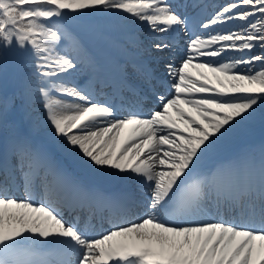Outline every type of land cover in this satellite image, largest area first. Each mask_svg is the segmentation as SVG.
<instances>
[{
  "label": "snow or ice",
  "instance_id": "snow-or-ice-1",
  "mask_svg": "<svg viewBox=\"0 0 264 264\" xmlns=\"http://www.w3.org/2000/svg\"><path fill=\"white\" fill-rule=\"evenodd\" d=\"M190 7L202 5L0 0V264H264V144L258 158L213 159L264 123V0H227L207 18ZM88 16L128 34L114 79L77 30Z\"/></svg>",
  "mask_w": 264,
  "mask_h": 264
},
{
  "label": "rangeland",
  "instance_id": "rangeland-1",
  "mask_svg": "<svg viewBox=\"0 0 264 264\" xmlns=\"http://www.w3.org/2000/svg\"><path fill=\"white\" fill-rule=\"evenodd\" d=\"M199 1L200 2L198 4L202 5V7L195 8L194 12H189V13H194V14L199 13L204 18L212 16L215 11L219 10L221 5H223V4H225L227 2V0H221L220 4L218 5V8H215L214 6H212L213 8L209 7L208 11H206V13H205L204 10L206 8V2L209 1V0H199ZM93 18H94V20H93L92 27L85 28L83 30L79 29L78 31L81 33V35H83V37H84V39H85V41H86V43L88 45L91 42L92 46H90V47H92L93 50L98 53L97 54V58H100V59L104 58V60H106L108 63L113 62V58L114 57L115 58H120L123 55V51L119 48V43L117 41V36L118 35L120 36L119 40H125L127 35L118 33L117 36H116L114 34V33L117 32V31H114V30H116V28L111 26L107 22V19L105 17L93 16ZM225 27L231 28L232 30H236L235 28L232 27V25H226ZM118 32H119V30H118ZM110 33L114 34L113 38H116V41H110V38H111ZM233 55H235V53H233ZM238 55H239V53H237V56ZM190 71L193 74L196 73L195 69H190ZM17 89H18V87L15 90H17ZM201 95H211V94H201ZM99 97L100 98H105L106 97V95L104 94V90L99 92ZM64 99H69V98H64ZM154 106L148 105V107H154ZM37 108L39 110V106L38 105H37ZM39 111L42 112V110H39ZM119 114H122V112H118V115ZM126 114H124V115H126ZM259 124H262V122H261V120L258 117L257 120L255 121V125L258 126ZM261 131H264V129L261 130ZM260 132L256 133L257 136L255 137L254 135H251L249 133L243 134L241 132V129L238 130L237 132L232 134L229 138H227L221 145L218 146L216 152L213 154V157H215L217 155H233L236 152H239L241 150V149L238 148L239 147V143H242L243 140H245V141L246 140H249V141L252 140L253 141L252 138L251 139L249 138V137L253 136V137L256 138V141H257L256 143L257 144L260 143V145H259V148L257 149V146L254 144L255 148L252 149V151H249L248 153H251L256 158H258L260 146L262 145V143H264V137L262 139L259 137ZM263 135H264V133H263ZM257 137H258V139H257ZM165 148H167V146H165Z\"/></svg>",
  "mask_w": 264,
  "mask_h": 264
},
{
  "label": "bare ground",
  "instance_id": "bare-ground-1",
  "mask_svg": "<svg viewBox=\"0 0 264 264\" xmlns=\"http://www.w3.org/2000/svg\"><path fill=\"white\" fill-rule=\"evenodd\" d=\"M188 2L189 3H193V2H195L196 4H198L200 1L199 0H188ZM194 9L195 8H192V7H190L189 9H188V12H194ZM190 14H194V13H190ZM211 30V29H210ZM108 70H112L111 68H108ZM116 77V75H114L113 76V78H115ZM113 78H110L109 77V79H113ZM238 155V154H237ZM236 156V155H235ZM52 177V176H51ZM12 194H14L15 196H17V197H23V194L22 193H20V192H13L12 191ZM37 200L39 201V197L37 198ZM101 210L103 209V208H100ZM207 219V222H220V217L219 216H215V215H213V216H210V217H207L206 218ZM104 229V228H103ZM102 229V230H103Z\"/></svg>",
  "mask_w": 264,
  "mask_h": 264
}]
</instances>
